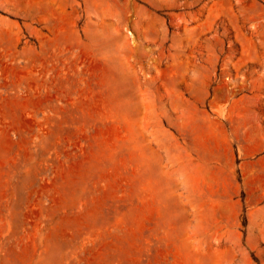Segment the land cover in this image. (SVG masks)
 Returning a JSON list of instances; mask_svg holds the SVG:
<instances>
[{"label":"rangeland","instance_id":"obj_1","mask_svg":"<svg viewBox=\"0 0 264 264\" xmlns=\"http://www.w3.org/2000/svg\"><path fill=\"white\" fill-rule=\"evenodd\" d=\"M0 264H264V0H0Z\"/></svg>","mask_w":264,"mask_h":264}]
</instances>
